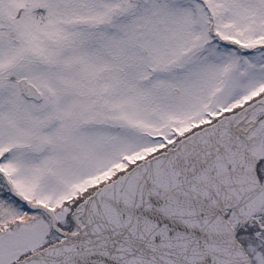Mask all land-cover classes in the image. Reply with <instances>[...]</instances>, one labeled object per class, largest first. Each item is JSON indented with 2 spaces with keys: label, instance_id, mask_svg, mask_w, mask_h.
Instances as JSON below:
<instances>
[{
  "label": "snow or ice",
  "instance_id": "snow-or-ice-1",
  "mask_svg": "<svg viewBox=\"0 0 264 264\" xmlns=\"http://www.w3.org/2000/svg\"><path fill=\"white\" fill-rule=\"evenodd\" d=\"M0 264H264V0H0Z\"/></svg>",
  "mask_w": 264,
  "mask_h": 264
}]
</instances>
